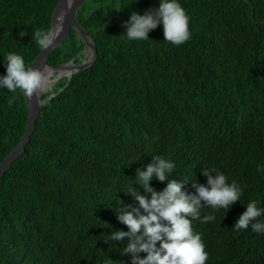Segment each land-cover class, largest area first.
<instances>
[{"label":"trees","instance_id":"1","mask_svg":"<svg viewBox=\"0 0 264 264\" xmlns=\"http://www.w3.org/2000/svg\"><path fill=\"white\" fill-rule=\"evenodd\" d=\"M59 1L0 0V76L8 53L26 68L40 55L34 33L51 31ZM179 2L191 31L180 46L164 41L162 25L149 40L123 36L131 13L155 10L159 0H88L78 8L97 57L42 93L29 142L0 178V264H132L123 248L134 236L105 241L129 232L117 213L146 215L131 191L151 199L137 171L153 156L176 164L164 182L150 180L158 193L187 178L183 191L196 194L192 182L207 185L206 168L242 189L228 211L202 209L214 221L192 222L206 264H264V234L232 229L249 202L264 207V0ZM86 47L71 28L47 65H79ZM27 123L24 94L0 90V164Z\"/></svg>","mask_w":264,"mask_h":264},{"label":"clouds","instance_id":"2","mask_svg":"<svg viewBox=\"0 0 264 264\" xmlns=\"http://www.w3.org/2000/svg\"><path fill=\"white\" fill-rule=\"evenodd\" d=\"M67 3L71 6L73 0H67ZM189 20L179 0H159V7L155 10H148L143 15L133 11L123 24L126 29L123 36L129 41L149 40V32L162 25L164 41L180 46L191 39ZM59 31L61 28L57 27L56 33ZM26 34L25 31L18 33L20 37ZM34 39L40 48L46 50L53 46L55 36L52 31H36ZM3 66L6 75L0 76V90L6 88L10 93H15L19 89L25 97L30 98L46 87L43 73L33 67L26 68L24 58L19 54L8 53ZM175 168L176 164L171 159L153 156V163L147 165L146 170L137 171V183L146 193H151V199L130 190L146 215L140 214L138 209L117 213V219L127 226L129 232L115 231L107 236L105 242H118L125 236H134L135 239L123 248V255H131L132 264H206L208 253L201 235L194 232L192 222L215 220L214 215L201 217L205 207L228 211L240 201L241 187L235 181L228 183L227 177L214 168H206L201 173L207 178V185L192 182L196 194L183 191L190 182L187 178L169 181L159 193L149 186L153 176L164 182ZM261 216H264V207H258L257 201H251L232 229L248 230L250 226L252 232L264 234V221L258 219ZM162 221H167V224ZM140 253L146 255L141 258Z\"/></svg>","mask_w":264,"mask_h":264},{"label":"water","instance_id":"3","mask_svg":"<svg viewBox=\"0 0 264 264\" xmlns=\"http://www.w3.org/2000/svg\"><path fill=\"white\" fill-rule=\"evenodd\" d=\"M88 0H73V3L71 6L68 5L67 0H60L55 12L53 14V25L51 31H54L57 18L61 16V31L55 36V41L52 47L48 49H43L40 55L35 59V61L30 65V67H33L34 69H37L40 65L47 66L51 69L61 70V69H66V68H72L73 71L71 73H68L65 75V77L68 78V80L71 79L72 75L80 70L86 69L90 67L96 60L97 57V52L90 40V38H87L84 35V32L80 28V26L77 23L76 20V13L78 8ZM71 28L77 29V31L82 35L86 46L90 47L92 50L91 58L85 62L81 63L79 65L74 64L73 62H70L66 65L59 66V67H50L47 65V60L48 57L52 52H54L58 47L61 46L63 41L65 40L66 36L68 35L69 31ZM61 74L60 72L56 75L55 79L52 80L53 83L57 82L58 80L61 79ZM52 89V88H51ZM50 89V90H51ZM45 92V91H44ZM44 92H39L37 91L36 93L33 94L32 97L28 98L25 97L27 107H28V123L27 127L24 133V136L19 143V145L5 158V160L0 164V178L5 174V172L12 166L14 161H16L24 152L25 146L28 144L30 136L32 132L35 129L36 121L39 117L40 110L43 104V101L41 100V95Z\"/></svg>","mask_w":264,"mask_h":264},{"label":"bare ground","instance_id":"4","mask_svg":"<svg viewBox=\"0 0 264 264\" xmlns=\"http://www.w3.org/2000/svg\"><path fill=\"white\" fill-rule=\"evenodd\" d=\"M61 21H62L61 20V16H59L57 18V22H56V25H55V28H54V31H53V35L54 36L57 35V33H56L57 27L61 28ZM37 69H39L43 73V75H44V77L46 78V81H47L46 87L43 90H38V91L39 92H44V91L47 92V90H49L51 85L53 84L52 77L55 75L56 70L55 69H51V68H49L47 66H44V65H40ZM66 69L68 70L67 73H71L73 71L72 68H66ZM62 70L63 69H61V72H62Z\"/></svg>","mask_w":264,"mask_h":264},{"label":"rangeland","instance_id":"5","mask_svg":"<svg viewBox=\"0 0 264 264\" xmlns=\"http://www.w3.org/2000/svg\"><path fill=\"white\" fill-rule=\"evenodd\" d=\"M91 54H92V50L90 49V47H86V49H85V51H84V58L82 59V62L83 63H85L86 61H88L90 58H91ZM85 61V62H84ZM57 72V73H56ZM55 72V75L52 77V80H54L55 79V77H56V75L60 72V74H61V76L62 77H65V75L66 74H68L67 72H68V70L67 69H63L62 70V72H61V70H57ZM55 84V82L51 85V87H50V89L52 88V86ZM49 89V90H50ZM49 90H47V92L49 91ZM44 93H46V92H44Z\"/></svg>","mask_w":264,"mask_h":264}]
</instances>
